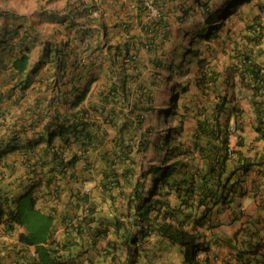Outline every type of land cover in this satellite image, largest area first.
<instances>
[{
  "label": "trees",
  "instance_id": "obj_1",
  "mask_svg": "<svg viewBox=\"0 0 264 264\" xmlns=\"http://www.w3.org/2000/svg\"><path fill=\"white\" fill-rule=\"evenodd\" d=\"M210 1L213 5L209 4ZM244 1L196 0L201 5L204 20L197 23L199 28L191 32V36L208 38L215 34L225 18L236 12ZM177 18L182 20L183 14ZM150 24L163 25V22L159 18ZM19 27L16 25L5 32L7 35L0 36V118L5 119L7 107L21 106L26 91L30 87L35 88L37 96L34 108L42 107L38 108L41 110H38L35 121L45 122L41 128L43 134L29 147L32 149L41 140L44 146L41 157L31 164L34 171L39 168L40 172L48 175L44 179L39 177L16 194L12 207L4 210L0 204V222L4 231L21 228L17 233V243L24 249L33 247V254L27 255L25 251L15 264H93L89 251L98 237L103 238L104 242L107 240L101 252L121 259H124V253L122 256L117 240L125 246L133 244L128 248L131 250L129 253L125 250L126 260L122 264H164L161 263L162 259L152 257L151 252L156 249L152 243L150 248L145 247V262L138 260L141 256L138 252L143 250L144 242L148 243L153 237L177 246L185 264H199L195 257L202 243L200 240L204 242L208 231L214 226L211 222L213 214L237 203V199L245 194L241 184L242 175L246 172L244 159L236 157L234 162L228 152L230 119L233 118L235 127L241 130L239 119L244 111L234 91V78L238 77L239 85L250 90L256 118L260 121L264 115V97L261 96L264 92V67L251 54L237 51L238 63L217 70L211 66L209 58L201 56L199 49L190 48L193 42L172 45L165 52L168 54L166 58L152 59L155 74L153 72L151 81L162 68H166L170 75L183 71L181 69L186 65L184 58L192 52L197 68L193 85L206 100L191 101L193 120L187 131L185 118L189 106L183 103L182 113H179L177 100L180 91L188 90L189 82L178 81L170 100L171 108L162 111L164 123L168 124L169 117L173 115L172 121H177V125L169 133L164 132L152 140V128L146 130L145 127L147 113L143 114L139 104H142V95H147L143 83L137 87L142 92L136 96L133 94L135 89L132 82L141 77L142 71L132 57L127 42L105 46L108 51L113 48L114 52L106 56L109 65L107 70L102 71L103 80L96 84H100V87H97L94 93L96 101L92 103V93L89 91L92 83L98 81V76L84 66L85 58L77 59L74 56L72 62L67 63L66 43L58 47L47 40L36 62L28 68L32 46L15 48L12 42ZM246 28L250 31V34H246V40H257L256 27L250 24ZM161 36L168 40L171 35L163 33ZM156 43L153 41L151 46ZM182 49L184 52L177 63V53ZM166 59L168 62H165ZM68 69L72 73L63 81ZM188 70L185 68V71ZM35 77L37 84L33 85ZM221 83L224 87L219 89ZM4 102L7 104L3 108ZM96 113L100 118L96 117ZM255 129L258 127L255 126ZM7 139L16 140L17 135L12 132L0 136V158L5 150L3 141ZM241 143L242 137L237 141L238 145ZM73 145L78 150L66 155L65 150ZM151 148L155 153L162 154L158 158H149L146 170L139 175L137 182L131 183L132 189L126 196L122 219H115L112 223V232L119 236L117 238H108L110 230L106 226L95 230L89 238L84 237L83 225L95 217L97 205L89 201L85 193H81L79 186H68L69 200L71 196L75 197L72 205L75 211L72 214L59 211L56 206L46 210L38 203L35 189L39 185L43 196L59 199L58 187L52 191L47 189L55 175L66 178L68 182L83 183L92 173L90 169L96 171V182L101 192H107L104 195L113 201L112 188L121 187L122 180L128 183L134 180L143 160L147 162ZM81 159H85L81 169L87 172L83 177L75 173ZM89 179L93 180L91 175ZM0 196L7 203L8 195L4 193ZM59 220L63 236L56 237ZM245 222L240 246L234 250V264H264V235L258 232L264 225L257 218H245ZM243 223L238 231H234V236L242 229ZM250 225L257 230L251 229ZM221 238L222 235H216L211 244L223 241ZM0 264H4L1 256Z\"/></svg>",
  "mask_w": 264,
  "mask_h": 264
},
{
  "label": "crops",
  "instance_id": "obj_2",
  "mask_svg": "<svg viewBox=\"0 0 264 264\" xmlns=\"http://www.w3.org/2000/svg\"><path fill=\"white\" fill-rule=\"evenodd\" d=\"M141 3V0H0V36L7 35L5 32L14 26H20L18 34L12 42L15 48L23 45L32 46L29 53L28 68H31L38 59L45 41L50 40L58 47H61L65 42L67 63L72 62L74 56L77 59L83 57L85 58L84 66L88 67L91 73L98 76V81L92 83L91 91H89L92 93L91 102L95 103L94 93L97 87H100V84L97 86L96 84L99 83V80L101 81V67L106 68L109 65L106 56L114 52L113 48L108 51L105 46L114 45L117 42L120 44L127 42L128 49L136 52V57L139 58L137 65L141 68L145 55L151 56L155 53L153 51L147 52L148 45L151 46L153 41H157L158 47L155 49L157 52L160 47V50L164 49L165 44L171 40L172 36L169 37L170 40H167L161 35L163 33L172 35L170 28L172 27L171 18L173 15L179 16L185 11L188 16L193 15L196 17V13L201 11V5L196 0H155L162 11L160 19H162L163 25L151 26L150 22L146 21ZM227 19L229 18H225L221 27L217 29V35L215 34L216 44L207 47L210 51H215L216 59H220L221 63L225 61V64L219 66L216 64V59H213L217 68H225L227 63L230 65L236 63V53L241 47V40L233 36L232 32L234 30L227 24ZM261 23L262 26L256 33L258 35L257 40L248 39L247 41L244 37L242 46L246 53L251 54L254 60L264 67V20ZM222 30L224 32L220 33ZM218 34L221 35L218 36ZM251 35L253 36V34ZM161 40H164L162 44ZM228 43L230 50L223 46L224 44L228 45ZM221 49H225L226 53H223ZM220 54H222V57H220ZM45 68L46 66L42 71L45 72ZM69 73H72L70 69L66 72L63 81L67 80ZM48 74L50 75V70H48ZM36 78H33V85L37 84L35 82ZM234 82L236 83L234 91L238 94L240 105L244 110L240 122L243 144L237 146L236 149L238 154L246 157L245 164L247 163L248 175L245 182H243L246 193L237 199V203H232L231 207L226 210L228 212L226 215L229 220L244 215L239 220L230 221L232 225L229 228L233 237H223L221 238L223 242L219 240L215 244L216 246L210 244L207 251L204 250L202 254H199L201 257L205 253L207 254L208 264H234V250L239 248L240 239L243 237L242 230L244 225L247 224L245 218L260 219L261 225H264V135H262L264 133V115L260 121L257 120L250 90L239 85L238 77L234 78ZM223 87V83L219 84V89ZM36 96L35 88L30 87L21 101L22 105L7 107L5 119L0 118V136H6L12 132L17 135L16 140L10 141L7 139L2 144L5 150L0 158V194L6 193L8 195L7 203L2 201L5 198L0 196V204L4 210H7L9 206H13L12 199L16 194L21 193L39 177L42 176V179H44L48 175L40 172L39 168L34 171L31 164H34V161L41 157L44 146V141L41 140L37 145H33L32 149L29 147V144L36 141L43 134L41 128L45 122L35 121L38 110H41L38 108H42H34ZM261 96L264 97V92ZM3 104L2 107L4 108L7 103L4 102ZM7 110L8 112H6ZM96 117L100 118L99 113H96ZM31 120H33L32 123ZM255 126L258 129H255ZM230 141H233V136H231ZM77 150L78 148L73 145L71 149L65 150V154ZM92 154L91 151L90 155ZM236 156H238L237 153ZM84 160L81 159L77 163L75 171L77 175L82 177L87 175V172L81 169ZM47 162L51 164V161L48 160ZM90 170H92V173L87 176V181L83 183L68 182L66 178L55 175L47 189L52 191L53 188L58 187L59 199H54L49 195L43 196L40 185L35 189L38 203L44 209L47 210L56 206L59 211H68L72 214L75 211V208L72 207L75 197L71 196L69 200L68 186L72 188L79 186L81 193H83V187H89L86 195L89 197V201L94 205L96 204L97 207L95 217L83 225L82 232L85 238H89L95 230L106 226V223L114 215L113 212L111 217H108L104 212H101V202L107 203L106 209L110 206L111 200H108L105 196L101 198V193L105 194L107 192H101V188L94 178L95 169ZM49 175L52 176V174ZM90 175L93 180L89 179ZM237 205H240L242 209L238 214H236ZM241 222H244L242 229L234 236V231H238ZM3 227V223L0 222L1 246L6 249L15 245L16 249L20 247L22 253H25V251L31 252V249L24 250V247L16 241L17 233L21 231V228L16 227L12 231L8 230L10 231L8 232L4 231ZM250 228L257 230L253 225H250ZM62 230V223L59 220L56 226L57 236H63ZM259 231L260 234L264 235V228L263 230L258 229ZM152 239H154L153 243L160 241L158 237ZM106 242L104 240L96 241L89 251L90 256L99 261L98 264H103L104 259H107V254H111L105 251L101 252L99 249L100 244L101 249H104ZM110 257H113V255L111 254Z\"/></svg>",
  "mask_w": 264,
  "mask_h": 264
},
{
  "label": "rangeland",
  "instance_id": "obj_3",
  "mask_svg": "<svg viewBox=\"0 0 264 264\" xmlns=\"http://www.w3.org/2000/svg\"><path fill=\"white\" fill-rule=\"evenodd\" d=\"M258 2L260 3V5L258 4ZM209 4L213 5L212 1H210ZM176 16L177 15H173V17L171 18L172 27L170 28V30L172 32L171 36L173 37L172 43L165 44L164 51H161L160 49H158L157 51L158 53L153 55L152 58H156V57L166 58L168 54H165V52L168 51L172 45L177 46L182 43L193 42V45H191L190 47L191 49L197 48L199 49L201 56L206 55L209 59H212V56L215 55V51H212L213 53H211V51H209L207 47H209L208 45L214 44L217 41L215 36L210 35L209 37H211L212 39H209V37L204 38L201 35L192 37L190 34L191 32H194L199 28L197 23L204 20V15L202 14V12L201 11L197 12L196 17L193 15H190V16L187 15L185 18H183L182 21H180ZM258 20H261V21L264 20V0H245L239 5V8L237 9V11L234 12L229 17V19H227V24L232 27V30H234L232 32L233 36L241 40L240 49L243 48L242 46L243 38L244 37L245 39L247 38L246 34L248 31L246 27H248L250 24H253V23L257 24V22H259ZM223 32L224 30H222L220 33H223ZM223 46L227 50H230L229 43L228 45L224 44ZM221 50L223 53H226L225 49H221ZM183 52H184V49L178 51L177 58H176L177 63H179L178 61L180 58V54ZM147 56L148 54L145 55L142 61L143 65L141 67V71H142L141 77L138 80H135L132 82V86L135 89V91L133 92L134 96H136V94L139 95L142 92L138 90L137 88L138 84L143 83L144 90L146 89L147 95L146 96L142 95L143 97L142 104L139 103L143 109V114L147 113V115L145 116L146 117V121H145L146 130L149 129L150 127L152 128L151 138L152 140H155L156 137H158L159 135H163L164 132L169 133V130L177 125V121L175 120L172 121L173 115L169 117L170 122L168 124L164 123L162 120L164 119V113L162 111L164 109L169 110L171 108L170 100H171L172 95L175 94L176 89L174 88L176 87L177 82L179 81L182 83L189 82L188 90L180 91L179 100H177V103L179 104V106L177 107V111H179V113H182L181 105L183 103L189 106V113L186 115V118H185L186 119L185 120L186 130L188 131V129L190 128V123L193 120L191 117L193 103L191 101L192 100L193 101H205L206 100L205 96L200 91H198L193 85L194 75H195V72L197 71V68H195V64H194L196 57L193 56L192 52L187 53L184 58V62L186 65L183 67V69H181L183 71L181 72L178 71L177 74L170 75V73L167 71L166 68H162V70L159 71L160 73L151 81V76L153 75L154 67L151 61L152 58H150L149 56L147 57ZM220 57H222V54H220ZM165 62H168V59H166ZM216 64L220 66L219 63H216ZM185 68H189L190 70L185 71ZM105 70L107 69L105 68L101 70V80H103V75H104V72L102 71H105ZM147 85H149V87H147ZM161 154L162 153L160 152L155 153L154 150L151 148L147 154V158H146L147 162L146 160L145 161L143 160L142 167L139 168V172L135 175L134 180L131 181L130 183H128L125 180L124 181L122 180L121 187L112 188L110 193L114 194L113 196L115 198L113 201L110 198L111 204L106 209L105 207L107 206V203L101 202V212H104L105 215H107L108 217H111V215L114 212V214L117 215V218L119 220L122 219L121 216L124 213V208H125L124 203L126 200V196L128 193H130L132 189L131 183L137 182L139 175L146 170L149 158L151 157L158 158V156H160ZM95 174H96V171H95ZM101 198H102V195H101ZM218 227H220V229L224 230L225 232H228V231L231 232L228 222L224 221L223 218L218 219ZM110 233L112 234V231H110ZM153 241L154 239L151 238L148 243L144 242L143 250L138 252V254H141V256L138 258L139 261L142 260L145 262L144 260L145 259V254H144L145 247L146 249L150 248L151 243L153 244ZM132 246L133 244L130 243V246H126V249H124V246L122 245L121 255L123 256V251L125 250L126 252L129 253L131 250H129L128 248ZM153 247L156 249L152 250L151 254H152V257L155 258L156 260L164 259L161 262L164 264H180L179 262L180 254L177 249L167 248V247L160 249L158 248L159 247L158 243L155 245L153 244ZM172 250H174V252ZM155 252H158L159 254L156 255ZM3 256H4L3 261L5 264H12V261H14L15 258H17V254L13 252V248L11 249L6 248V250L3 252ZM131 256H134V255H131Z\"/></svg>",
  "mask_w": 264,
  "mask_h": 264
},
{
  "label": "clouds",
  "instance_id": "obj_4",
  "mask_svg": "<svg viewBox=\"0 0 264 264\" xmlns=\"http://www.w3.org/2000/svg\"><path fill=\"white\" fill-rule=\"evenodd\" d=\"M154 1V3H155V0H153ZM141 2H142V0H141ZM156 4V3H155ZM141 5H142V8H143V10H144V14H145V17H146V21L147 22H153V21H155V20H157V19H159V18H161V16H162V11H161V14H160V16L159 17H157V18H154V19H148L147 18V16H146V11H145V8H144V4H143V2L141 3ZM157 5V4H156ZM260 5V4H259ZM157 7L159 8V6L157 5ZM160 9V8H159ZM201 12H202V10H201ZM183 18H185L186 16H187V13L185 12V11H183ZM182 14L181 15H179V16H182ZM179 16H177V17H179ZM183 18H182V20H183ZM182 20H180V21H182ZM259 22H257V24H252L253 26H255L256 27V29H257V32L259 31V29H260V27L262 26V21L261 20H258ZM248 31V30H247ZM248 33V32H247ZM216 35H217V31H216V33H215ZM215 34H213L215 37H216V35ZM187 35H189V34H187ZM218 36H219V34H218ZM209 39H212L211 37H209ZM172 41H173V37H171V40L168 42V43H172ZM211 45V44H210ZM210 45H208L209 47H210ZM158 47V43H156L155 45H153V46H147V52H150V51H153V55H155V54H157L158 52H156L155 51V49ZM160 49H161V47H160ZM209 50V49H208ZM161 51H164V49H162ZM210 51V50H209ZM213 51V50H212ZM211 51V53H213ZM237 51H245V49H238ZM130 53H131V55H132V57L133 58H135L137 61L139 60V58L137 59V57H136V52L135 51H130ZM153 55H149V57L150 58H152L153 57ZM202 56H205V57H207L206 55H202ZM208 58V57H207ZM217 57H216V55H213L212 56V59H210L211 60V66L213 67V68H215V69H217V70H223L224 68L222 67V68H217L216 66H215V64H214V60L213 59H216ZM153 59V58H152ZM152 61V60H151ZM217 63H219L220 64V66L221 65H223V64H225V61H222V63L219 61V60H215ZM239 61L237 60V62L236 63H238ZM229 64L227 63L225 66H228ZM101 69H105V68H101ZM141 69V68H140ZM239 122H241V117H240V119H239ZM241 130H239L237 127H235V124H234V120H233V118H231L230 119V126H229V135H228V152H229V156L230 157H232V159L231 160H233L234 162H235V159H236V157H239V158H242V159H244V167H245V169H246V172L242 175V177H243V180H242V182H241V184H242V186L244 187V185H243V182H245V180H246V177H247V175H248V172H247V167H246V164H245V159H246V157L245 156H242V155H240V154H238V150L236 149V147L237 146H241L242 144H243V142L241 143V144H237V141L240 139V137H242V135H241V132H240ZM231 136H233V141H230V138H231ZM231 142H233V144H231ZM236 153H237V155L238 156H236ZM94 174H95V171H94ZM94 178L97 180L98 178H97V175L95 174V176H94ZM97 183V182H96ZM245 188V187H244ZM89 191V187H83V193H87ZM245 193H246V189H245ZM102 196L104 195V194H101ZM104 196H106L107 197V195H104ZM108 198V197H107ZM231 207V206H230ZM230 207H225V209H223V210H221L219 213H215V214H213V216H212V220H211V222L214 224V226L211 228V230L210 231H208V234H207V238H206V240L203 242L202 241V239L200 240V242H202L201 243V245H200V247H199V249H198V251H197V255H196V257H195V259L197 260V261H199V264H208V260H206L205 258H206V256H207V254L205 253L202 257L201 256H199V254H202V252L205 250V251H207L208 250V248H207V246H208V244L210 245L211 244V240L216 236V235H222L224 238H230V237H233V236H231L232 234H231V232H225L224 230H221L220 229V227H218V219H224V221H226V222H228V225L229 226H231L232 225V222H230L231 220H234V219H240V216H238V218H232L231 220H229V218H227V215H226V213L228 214V212L226 211L227 209H229ZM242 209H241V207H240V205H237V212H236V214H238L240 211H241ZM244 214H242V216H243ZM115 216V214L113 215V217H112V219L108 222V223H106V227H108L109 228V230L110 231H112V227H113V221L115 220V219H118L117 217H114ZM263 230V229H262ZM110 231H109V234H108V238H109V236H115L116 238L117 237H119V236H116L113 232H112V234L110 233ZM55 236L56 237H60V235H58L57 236V234H56V230H55ZM101 240H103V238H101V237H98L95 241H101ZM117 242H118V245L120 246V250L122 251V248H121V246L123 245L124 246V249H126V246H125V244H122L121 243V241H118L117 240ZM223 242V241H222ZM154 245L155 244H157V242H154L153 243ZM1 245V244H0ZM158 245H159V247L160 246H165V247H167V248H173V249H177V246H175V245H170V244H168V242H162L161 240L158 242ZM13 252H15V254H17V258H15V260L14 261H12V264H15V263H17V260L18 261H20L21 260V258H22V255L21 254H23L22 252H21V249H20V247H18L17 249H16V247H15V245H13ZM7 249H11V248H7ZM28 249H31V252H28L27 251V253L28 254H33V247L31 246V247H29ZM99 249L101 250V244L99 245ZM6 249L4 248V246H1L0 247V256H1V258L3 259V252L5 251ZM24 250H27V249H24ZM7 251H9V250H7ZM173 252H174V250H172ZM123 253H124V259H121V258H118V257H110V255L111 254H107V259H104V262H103V264H122V262L123 261H125L126 260V252L125 251H123ZM169 254H171V253H169ZM180 254V253H179ZM180 264H185V261H184V257L180 254ZM91 258L93 259V264H98V260L97 259H95L93 256H91ZM164 260V259H163ZM4 262V261H3ZM5 264V263H4Z\"/></svg>",
  "mask_w": 264,
  "mask_h": 264
},
{
  "label": "built area",
  "instance_id": "obj_5",
  "mask_svg": "<svg viewBox=\"0 0 264 264\" xmlns=\"http://www.w3.org/2000/svg\"><path fill=\"white\" fill-rule=\"evenodd\" d=\"M148 19H154L160 16L161 11L153 0H142Z\"/></svg>",
  "mask_w": 264,
  "mask_h": 264
}]
</instances>
